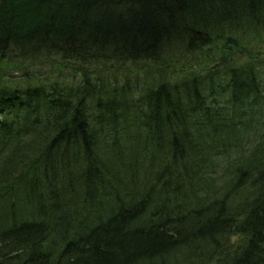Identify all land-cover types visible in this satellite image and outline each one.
Here are the masks:
<instances>
[{"label":"trees","instance_id":"trees-1","mask_svg":"<svg viewBox=\"0 0 264 264\" xmlns=\"http://www.w3.org/2000/svg\"><path fill=\"white\" fill-rule=\"evenodd\" d=\"M262 43L264 0H0V264H264Z\"/></svg>","mask_w":264,"mask_h":264},{"label":"rangeland","instance_id":"rangeland-1","mask_svg":"<svg viewBox=\"0 0 264 264\" xmlns=\"http://www.w3.org/2000/svg\"><path fill=\"white\" fill-rule=\"evenodd\" d=\"M227 37H230V36H227ZM230 38L231 39H234L233 36H231ZM221 46H217L216 48H220ZM229 56H230V60L231 61L234 60L237 63H239V62L248 63L249 61H251V60H248V59H250L249 58L250 56H256V57L253 58L254 60H258V61L264 62V44L262 43L259 46H253V51H248V52H246V51H244V52L243 51H240V53H238V52L234 53L233 52ZM220 60H221V63H220ZM230 60H228V57L227 56H225V57L223 56L222 58H220V56H218L217 59H214L213 61H210V64H207V65L210 66V67L208 66V69L213 70V69H215L217 67H221V68L223 67L224 68V66L226 64H228ZM204 61H206V60H204ZM213 62H215V63L213 65H211ZM4 63L5 62H0L1 66L3 68H5V70L4 69H0V75L5 76L6 78H9L10 77L11 80L14 79L15 77L21 78V75L23 74V71L20 70L19 68H17L14 62L11 63V65L14 68H16V69H10V70H7L8 69V66H6ZM43 68L44 69H47L48 66L47 65H43ZM170 72L171 71L168 70V72L166 74H168ZM72 73L73 72L70 71L69 75L71 76ZM163 73H165V72H162V74ZM158 74H161V70H157V75Z\"/></svg>","mask_w":264,"mask_h":264},{"label":"water","instance_id":"water-1","mask_svg":"<svg viewBox=\"0 0 264 264\" xmlns=\"http://www.w3.org/2000/svg\"><path fill=\"white\" fill-rule=\"evenodd\" d=\"M226 44L230 45V46H237L238 42L235 39H231L230 37H227L225 40Z\"/></svg>","mask_w":264,"mask_h":264},{"label":"flooded vegetation","instance_id":"flooded-vegetation-1","mask_svg":"<svg viewBox=\"0 0 264 264\" xmlns=\"http://www.w3.org/2000/svg\"><path fill=\"white\" fill-rule=\"evenodd\" d=\"M217 56H220V58H222V57H221V53H220V54H217Z\"/></svg>","mask_w":264,"mask_h":264}]
</instances>
